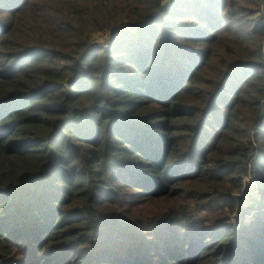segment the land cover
Wrapping results in <instances>:
<instances>
[{"label": "trees", "instance_id": "obj_1", "mask_svg": "<svg viewBox=\"0 0 264 264\" xmlns=\"http://www.w3.org/2000/svg\"><path fill=\"white\" fill-rule=\"evenodd\" d=\"M263 7L0 0V264H264Z\"/></svg>", "mask_w": 264, "mask_h": 264}, {"label": "rangeland", "instance_id": "obj_2", "mask_svg": "<svg viewBox=\"0 0 264 264\" xmlns=\"http://www.w3.org/2000/svg\"><path fill=\"white\" fill-rule=\"evenodd\" d=\"M255 186H256V182L248 178L246 180L245 187L240 191L239 196H244L245 206H251L253 204L252 197L256 194V192L253 189V187Z\"/></svg>", "mask_w": 264, "mask_h": 264}, {"label": "built area", "instance_id": "obj_3", "mask_svg": "<svg viewBox=\"0 0 264 264\" xmlns=\"http://www.w3.org/2000/svg\"><path fill=\"white\" fill-rule=\"evenodd\" d=\"M262 14L264 15V7H263V12ZM110 39V37L108 35H103L101 36L100 38H97L95 40V42L101 46H105V47H109V44H108V40ZM102 42V43H101Z\"/></svg>", "mask_w": 264, "mask_h": 264}]
</instances>
